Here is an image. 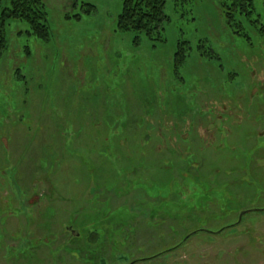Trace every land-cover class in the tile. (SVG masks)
Listing matches in <instances>:
<instances>
[{
	"label": "rangeland",
	"instance_id": "obj_1",
	"mask_svg": "<svg viewBox=\"0 0 264 264\" xmlns=\"http://www.w3.org/2000/svg\"><path fill=\"white\" fill-rule=\"evenodd\" d=\"M43 1L47 40L0 35V264H264L254 23L165 0L158 40L116 29L123 0Z\"/></svg>",
	"mask_w": 264,
	"mask_h": 264
},
{
	"label": "trees",
	"instance_id": "obj_2",
	"mask_svg": "<svg viewBox=\"0 0 264 264\" xmlns=\"http://www.w3.org/2000/svg\"><path fill=\"white\" fill-rule=\"evenodd\" d=\"M221 3L226 9L224 13L229 24L235 21V16L246 17L264 35V24L260 22V19L258 17L250 18L254 12L253 0H221ZM164 6L165 0H123L121 10L116 17V29L144 33L150 39L156 37L161 40L162 23L166 19ZM86 12L89 13L90 9L88 8ZM75 17L78 18L79 15H75ZM10 20L24 21L28 24V33L43 40L49 38L47 10L43 0H8V4L5 6H3V0H0L1 37ZM178 45L173 56L174 66L177 68L183 64L188 55L186 45L181 43ZM192 234L190 232L188 235ZM137 260H132L130 264H134Z\"/></svg>",
	"mask_w": 264,
	"mask_h": 264
},
{
	"label": "water",
	"instance_id": "obj_3",
	"mask_svg": "<svg viewBox=\"0 0 264 264\" xmlns=\"http://www.w3.org/2000/svg\"><path fill=\"white\" fill-rule=\"evenodd\" d=\"M252 210H256V209H249V210H246V211H242V212L239 214V218H238L237 222H236L234 225L240 223L242 216H243L244 214H246V213L252 211ZM196 232H197V231H194L193 234H195ZM188 237H189V236H187L185 239H187ZM184 241H185V240H184ZM182 243H183V242H182ZM179 245H180V244H179ZM179 245H178V246H179Z\"/></svg>",
	"mask_w": 264,
	"mask_h": 264
}]
</instances>
